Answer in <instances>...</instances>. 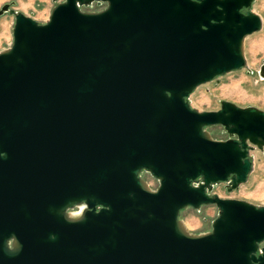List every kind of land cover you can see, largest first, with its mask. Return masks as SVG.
I'll return each instance as SVG.
<instances>
[{"label":"water","instance_id":"water-1","mask_svg":"<svg viewBox=\"0 0 264 264\" xmlns=\"http://www.w3.org/2000/svg\"><path fill=\"white\" fill-rule=\"evenodd\" d=\"M254 1L65 0L43 24L0 9L15 18L0 52V161L13 190L0 202V264H264V206L212 194L248 181L264 112L188 101L247 67L244 40L262 29ZM93 3L107 7L81 10ZM215 126L228 139L212 138ZM208 205L212 230L186 231L180 213Z\"/></svg>","mask_w":264,"mask_h":264},{"label":"rangeland","instance_id":"rangeland-1","mask_svg":"<svg viewBox=\"0 0 264 264\" xmlns=\"http://www.w3.org/2000/svg\"><path fill=\"white\" fill-rule=\"evenodd\" d=\"M65 0H0V9L5 4L10 8L32 18L39 23H46L53 8ZM107 7L105 4L93 3L82 7L84 12H100ZM250 11L262 19V29L244 40L243 51L246 68L227 73L213 81L199 86L189 97L190 106L199 112L217 111L222 101L231 102L238 107H255L264 112V79L259 70L264 62V0H255ZM15 18L9 13L0 17V52L13 44V28ZM212 138L225 140L227 133L220 126L206 129ZM253 171L245 184L236 190H228L227 183L213 187L212 194L223 199H235L249 202L255 206H264V149L251 151ZM150 189H156L158 182L147 172L141 174ZM218 217V209L214 205L203 206L200 210L188 208L180 213L188 232L194 235L208 233L212 223Z\"/></svg>","mask_w":264,"mask_h":264},{"label":"flooded vegetation","instance_id":"flooded-vegetation-1","mask_svg":"<svg viewBox=\"0 0 264 264\" xmlns=\"http://www.w3.org/2000/svg\"><path fill=\"white\" fill-rule=\"evenodd\" d=\"M0 154L4 155V152H1ZM4 168H5V163L0 161V202L11 203L13 199V190H12L11 184L6 181L7 176H6ZM9 170H11V160H9ZM10 180H11V174H9V181ZM79 211H80V208H75L73 210H70V213L76 214ZM6 222L7 221H6V218L4 217V212H3V214L0 215V235H1V232L2 233L4 232L3 229L6 226ZM11 225L12 223L11 221H9L8 226L11 227ZM9 248L13 249V239L9 240Z\"/></svg>","mask_w":264,"mask_h":264},{"label":"bare ground","instance_id":"bare-ground-1","mask_svg":"<svg viewBox=\"0 0 264 264\" xmlns=\"http://www.w3.org/2000/svg\"><path fill=\"white\" fill-rule=\"evenodd\" d=\"M83 209H84V205H81V206H80V211H79L78 213H76V214H72V213H70L69 216L72 217V218H78V217H80V215L82 214ZM181 224H182V227H183L186 231H188V229H187V227H186V225H185V223H184L183 221L181 222Z\"/></svg>","mask_w":264,"mask_h":264}]
</instances>
